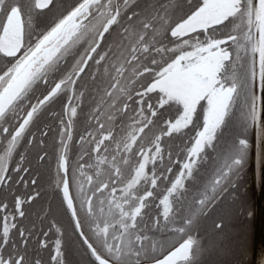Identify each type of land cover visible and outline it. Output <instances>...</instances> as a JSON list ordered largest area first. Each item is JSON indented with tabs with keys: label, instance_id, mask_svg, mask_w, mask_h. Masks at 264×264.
I'll return each mask as SVG.
<instances>
[{
	"label": "snow or ice",
	"instance_id": "snow-or-ice-1",
	"mask_svg": "<svg viewBox=\"0 0 264 264\" xmlns=\"http://www.w3.org/2000/svg\"><path fill=\"white\" fill-rule=\"evenodd\" d=\"M186 3L187 9L177 16L176 0H78L58 13H54V0H0V54L13 61L0 74V140L5 143L0 154V264H42L28 248L36 238L34 231L19 223L26 217L25 206L40 193H21L17 186H36L37 179L26 178L30 165L23 153L15 166L12 160L26 136L29 145L37 140L31 128L61 94L67 95L66 119H58L55 174L60 179L55 186L91 264H195L202 248L192 235L159 258L151 235L158 230L159 220L149 217L147 210L156 199L157 182L168 181L173 171L163 167L161 140L189 125L195 128L198 108L202 130L196 132L187 157L172 161L179 171L159 200L165 221L172 211L169 197L184 188L186 177L193 176L201 153L216 150L238 104L237 132L227 145L225 162L215 170L212 194L197 201L186 224L193 225L197 214L206 215V210L218 206L222 194L235 189L250 160L264 190L260 171L264 168V0ZM218 29L229 30L218 38L214 35ZM82 74L93 81L94 98H108L116 111L107 117L111 128L101 121L99 104L87 116L98 126V134L87 131L91 148L79 159L94 160L78 164L73 192L68 151L73 120L78 108L83 111L85 93L77 91ZM36 88L49 90L40 98L30 95ZM114 92L121 95L114 98ZM174 106L178 117L164 120L160 110ZM158 121L166 127L146 145L145 130L151 132ZM50 131L45 126L40 136L46 138ZM85 139L81 135L77 145ZM38 142L45 144L43 138ZM47 156L44 151L38 160L43 162ZM133 156L136 163L125 179L122 165H129ZM141 184L143 193L138 194ZM260 219L264 221V208ZM214 227L222 231L223 221ZM176 231L184 233L185 227ZM56 232L51 264H65L64 230L57 227ZM42 235L46 238L48 233ZM39 245L47 248V239L39 240ZM254 245L264 247V228ZM259 264H264V254Z\"/></svg>",
	"mask_w": 264,
	"mask_h": 264
},
{
	"label": "trees",
	"instance_id": "trees-1",
	"mask_svg": "<svg viewBox=\"0 0 264 264\" xmlns=\"http://www.w3.org/2000/svg\"><path fill=\"white\" fill-rule=\"evenodd\" d=\"M73 4V0H65V3H62L61 11L68 9ZM80 90L85 93L82 104L83 111L79 109L77 112L76 124L68 151L70 186L73 192L75 191V181L79 176L78 164L83 162L91 164L94 160V157L89 156H85L83 161L79 159L85 151L91 148V145L87 142L88 137L82 146L77 145V141L88 130H91L94 135L98 134V131L94 128V122L87 119V116L92 114L94 100V86L89 76H85L82 83L78 84L77 91ZM118 94L120 95V93ZM165 108L167 109L168 106H165ZM177 108L178 106H174L166 112L161 109L160 112H164V120L177 118L179 115ZM240 111L241 105L238 104L234 110V119L223 129L216 150L208 148L206 152L201 153L200 160L193 168V176L186 177L184 188L178 189L169 197L172 211L169 213L168 221L164 219L163 205H159V200L167 194L171 182L175 180V176L178 174V166L174 165L172 161L177 158L183 160L187 157V152L194 143L196 132L202 130V113L200 109L198 108L197 116L194 117L195 128L189 125L188 128L182 129L179 133H173L170 137L165 136L162 138L161 147L164 150L165 157L163 167L165 170L167 167H172L173 171L168 174V181L157 182V187L154 189L156 199L152 200L151 206L147 210L149 217L158 218L159 220L158 230L151 234L152 241L159 249V256L187 238L188 235H192L193 238L200 241L202 248L195 264H251L254 223L253 216L249 217L248 212H253L254 209L255 186L252 181L250 161L241 174L235 189H229L227 194H222L218 206L206 210V215L197 214V219L193 225L186 224V221L191 219L192 214L195 212L197 201L207 199L212 194V180L215 170L226 160L227 145L237 132ZM160 112H158V117ZM153 119L156 120V118ZM104 121L107 122L106 119ZM123 127L127 129L125 125ZM161 127H166V125L162 121H158L157 126L151 132L146 129L147 138L143 143L147 145L149 139L159 134ZM36 136L37 140L33 142L32 148L28 144L26 145L27 149L30 150L31 148L33 152L31 158H34V160L37 152L44 150L45 146V144L41 146L38 142L42 138L40 132H37ZM140 142L138 141V144ZM57 147L50 150L49 159H56ZM169 153L171 159H169ZM135 163L136 158L133 156L130 158L129 165H122L125 179L131 175ZM26 178L31 179L30 176ZM59 179L60 177L55 174L54 166V169L50 167L48 177L40 176L36 186H32L30 183L28 188H25L23 184L19 185L18 191L22 193L35 191L40 193L31 204L25 206L26 217L19 220L21 225L31 228L36 236L28 245L29 251L33 256H38L42 260V264H51L50 257L53 254V245L57 238L56 228L59 227L64 230L63 259L65 264H91L92 258L87 254L86 248L82 246L79 237L74 235L70 213L66 210L62 193L55 186ZM143 189V184L138 186V194H142ZM221 220L223 221V229L217 232L214 225ZM179 227H185V232L176 231ZM44 232L48 233L46 238L42 235ZM42 239H47V248L40 247L39 240Z\"/></svg>",
	"mask_w": 264,
	"mask_h": 264
},
{
	"label": "flooded vegetation",
	"instance_id": "flooded-vegetation-1",
	"mask_svg": "<svg viewBox=\"0 0 264 264\" xmlns=\"http://www.w3.org/2000/svg\"><path fill=\"white\" fill-rule=\"evenodd\" d=\"M70 1V0H68ZM74 4L76 2H78V0H73ZM65 3V0H54V3L56 4V9L54 10V13H58V11H61L62 8V3ZM196 0H193V3H195ZM176 3L180 6V10L177 11L176 15H182L183 14V10L187 9V3L186 0H176ZM73 4V5H74ZM72 6V5H71ZM70 7V6H69ZM68 7V8H69ZM51 13L49 14V19L51 18ZM229 29H218V31L214 34L216 35L218 38L221 37L224 32H227ZM210 34H212L210 32ZM201 40L204 39L203 36L200 37ZM169 46H171V44H169ZM191 50V49H188ZM243 55V54H242ZM246 59V58H245ZM11 62L12 58H7L4 57L3 54H0V74H2L3 70H6V67H10L11 66ZM91 64V62H90ZM85 75L82 74V79L77 81V85L81 84L83 79H84ZM92 84L93 81L91 80ZM54 86V85H53ZM123 86V85H122ZM133 87V85L129 84L128 88L131 89ZM47 90H49L48 88H37L34 90L35 94H30V95H34L37 97L42 98V95H46L47 94ZM137 91H139V87L136 88ZM114 98L115 97H119L120 95L117 92H114ZM134 99H136V97H134ZM67 103V95L66 94H61L58 95V97H56L52 102H50L45 110L42 112L40 119L34 123V126L31 128L32 132H41V130H43L45 128V126H47V128L51 129L49 135L44 138L45 140V146H44V150H41L39 152H37L36 154V159L34 160V158H31V156L33 155V152L31 151L32 148V144L29 145L27 143V139L28 137L26 136V139L24 140L23 143H21V145L19 146V148L17 149L16 153L14 154L13 160H12V166H15L16 161L19 159L20 154H24L25 155V163L27 165H30V177L31 178H38L37 181L39 180L40 176H46L48 177V174L50 173V167L55 166L56 169V159H49V152L51 149H54L57 145V141H58V132H59V125H58V119H66V116L64 115V105ZM110 101L108 100V98H104L102 99L100 96H95L94 100H93V109L97 106V104L100 105V109H101V116L100 119L102 122L105 123V125L107 124L106 128H111L112 125L111 123L107 120V117L109 115H115V111L114 109H111L110 107ZM121 107V105H117V108ZM130 107H136L135 104H130ZM79 110V108H78ZM77 110V112H78ZM50 113H56L57 116H52L50 115ZM104 119L107 120V122L104 121ZM131 123V121L126 122L125 126L127 127L129 124ZM75 118L73 120V125H72V132L73 129L75 127ZM94 128L98 131V126L95 125L94 123ZM95 130V131H96ZM85 137L87 138V135H85ZM10 138V137H9ZM30 148L27 149V145ZM5 147V143L0 140V154H3V149ZM44 151H46L48 153L47 158L45 159V161L41 162L38 160V155L42 154ZM11 171V169H10ZM29 177V176H26ZM70 178V177H69ZM30 180V179H29ZM17 188H19V185L17 186ZM21 192V191H19ZM22 193V192H21Z\"/></svg>",
	"mask_w": 264,
	"mask_h": 264
},
{
	"label": "bare ground",
	"instance_id": "bare-ground-1",
	"mask_svg": "<svg viewBox=\"0 0 264 264\" xmlns=\"http://www.w3.org/2000/svg\"><path fill=\"white\" fill-rule=\"evenodd\" d=\"M250 162H251V160H250ZM250 166L252 167V169H251L252 170V181H253L254 186H256V189H257L254 220H255V224H256L255 241H258L259 236H260V231L262 228H264V221H262L260 219L261 209L264 208V190H262L259 186V183L257 180V175H259V173L254 172L252 162H251ZM260 171L262 173H264V168H261ZM262 254H264V247L257 248L254 245V252H253V256H252L253 257L252 258L253 264H259V257Z\"/></svg>",
	"mask_w": 264,
	"mask_h": 264
},
{
	"label": "water",
	"instance_id": "water-1",
	"mask_svg": "<svg viewBox=\"0 0 264 264\" xmlns=\"http://www.w3.org/2000/svg\"><path fill=\"white\" fill-rule=\"evenodd\" d=\"M256 189V188H255ZM253 220H254V215H253ZM255 221V220H254ZM254 228H255V224H254ZM255 233H256V230L254 229V239H253V252H254V241H255ZM183 240L181 242H179L176 246H174L172 249H170L169 251L171 250H174L175 247H178L180 243H182ZM168 251V252H169ZM168 252H166L164 255H166ZM252 256H253V253H252ZM159 258H163V256L159 257ZM253 258V257H252ZM252 258H251V262H252ZM253 264V262L251 263Z\"/></svg>",
	"mask_w": 264,
	"mask_h": 264
},
{
	"label": "rangeland",
	"instance_id": "rangeland-1",
	"mask_svg": "<svg viewBox=\"0 0 264 264\" xmlns=\"http://www.w3.org/2000/svg\"><path fill=\"white\" fill-rule=\"evenodd\" d=\"M250 164H251V162H250ZM251 169H252V167H251ZM252 171V170H251ZM255 188H256V186H255ZM256 192H257V189H255V203H256V196H257V194H256ZM254 212H255V206H254ZM254 224H255V221H254ZM255 230H256V224H255V228H254ZM253 239H254V237H253ZM251 258H252V256H251ZM252 263V262H251Z\"/></svg>",
	"mask_w": 264,
	"mask_h": 264
}]
</instances>
